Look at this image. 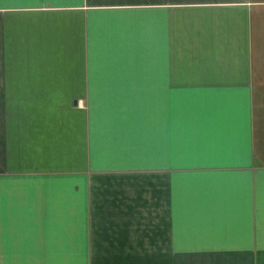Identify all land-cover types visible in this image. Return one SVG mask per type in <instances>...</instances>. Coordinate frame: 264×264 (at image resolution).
<instances>
[{
	"label": "crops",
	"instance_id": "crops-1",
	"mask_svg": "<svg viewBox=\"0 0 264 264\" xmlns=\"http://www.w3.org/2000/svg\"><path fill=\"white\" fill-rule=\"evenodd\" d=\"M150 99L153 157L79 105ZM147 261L264 264V0H0V264Z\"/></svg>",
	"mask_w": 264,
	"mask_h": 264
},
{
	"label": "rangeland",
	"instance_id": "rangeland-1",
	"mask_svg": "<svg viewBox=\"0 0 264 264\" xmlns=\"http://www.w3.org/2000/svg\"><path fill=\"white\" fill-rule=\"evenodd\" d=\"M179 55L181 56L182 53H179ZM170 103L171 101L168 102L160 99H150L147 101L138 102H122L119 100H95L84 102L79 101L80 106L87 108L88 111L90 110L95 115H99V127L101 128V130L104 127L110 131L112 126V135L114 137L117 136L121 139V131L126 130L125 133L131 140V145H134L136 148L140 147V150H148V148L151 147V157L157 156L160 148L159 144L164 145L165 140H168V142L171 141L169 139V132H167L166 130V128L169 126V121L168 119H165V115H170L171 112L164 113L165 109L172 110L170 108ZM173 104L175 105L174 101ZM64 105L65 104H62L61 101L46 100L44 101V106L42 108L45 110L62 109ZM124 108H127V112L122 111ZM90 111V115H93ZM103 114L105 115V119L108 121L106 123L102 122V120L104 119ZM120 116L121 118H126V125H120ZM124 137L126 136L124 135ZM149 143L150 145H148ZM215 151V148L202 147L197 148L195 151V155H192V157H190V154H187L185 156L187 158H193L197 162H204L211 158H214L213 156H215ZM222 152H225V150L223 149ZM130 263L134 264L133 262ZM160 263L162 264V262ZM144 264H159V262L147 261L144 262ZM181 264H187V262L183 261L181 262Z\"/></svg>",
	"mask_w": 264,
	"mask_h": 264
},
{
	"label": "water",
	"instance_id": "water-1",
	"mask_svg": "<svg viewBox=\"0 0 264 264\" xmlns=\"http://www.w3.org/2000/svg\"><path fill=\"white\" fill-rule=\"evenodd\" d=\"M76 103V102H75Z\"/></svg>",
	"mask_w": 264,
	"mask_h": 264
}]
</instances>
